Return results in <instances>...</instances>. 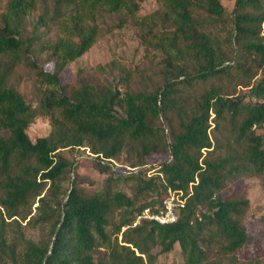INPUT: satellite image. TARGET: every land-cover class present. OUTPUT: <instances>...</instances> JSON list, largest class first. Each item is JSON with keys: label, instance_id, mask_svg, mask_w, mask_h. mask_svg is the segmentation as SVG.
<instances>
[{"label": "trees", "instance_id": "1", "mask_svg": "<svg viewBox=\"0 0 264 264\" xmlns=\"http://www.w3.org/2000/svg\"><path fill=\"white\" fill-rule=\"evenodd\" d=\"M38 1L11 0L0 25V130L7 131L0 132V205L19 224L17 207L50 183L58 208L49 207L41 196L42 214L36 221L57 216L47 241L27 239L18 228L10 243L2 217L0 264H152L154 247L167 253L176 244L185 264H222L207 263L210 245L219 243L234 258L248 238L241 222L248 203L225 196L223 190L228 181L246 174L264 175V134L258 131L264 126V76L248 81L246 94L230 96L211 86L192 105L182 87L226 74L233 64L246 72L248 59L264 69V0H236L230 52L212 40L203 28L206 20L194 16L204 9L212 19L221 17L225 7L220 0H164L162 25L158 31L153 26L146 30V35L159 34L167 42L158 61L163 83L152 91H120L117 85L97 87L86 81L73 89L61 82L64 68L96 42L98 8L125 11L134 19L145 0H52V13L45 8L40 20H61L67 35L46 40L37 50L32 40L24 39L22 26ZM36 50L47 51L44 63L51 69L36 60ZM21 63L47 85L38 109L8 83ZM170 112L177 117V129L163 125ZM39 113L50 115L51 130L33 141L27 129ZM223 125L229 134L220 138ZM80 147L94 153L96 166L109 171L110 180H137L134 196L108 187L86 192L76 180L62 191L61 182L74 173V161L62 151ZM125 149L136 154L132 167L144 165L149 154L167 152L169 157L156 167V177L147 178L141 170L124 175L110 165ZM179 190L187 199L177 221L142 219L133 225L145 208L158 211L163 199ZM152 192L156 198L137 204L140 196ZM116 210L120 218L113 224ZM227 264L238 263L235 258Z\"/></svg>", "mask_w": 264, "mask_h": 264}, {"label": "rangeland", "instance_id": "2", "mask_svg": "<svg viewBox=\"0 0 264 264\" xmlns=\"http://www.w3.org/2000/svg\"><path fill=\"white\" fill-rule=\"evenodd\" d=\"M10 1L0 0V25L3 16L8 12ZM220 1L225 7V12L221 17L212 19L204 9H197L194 16L198 19H205L206 24L203 28L210 32L212 40L218 43L223 50L230 52L229 39L234 30L233 17L236 0ZM45 8L52 13L53 1L39 0L37 7L28 14L22 26L24 39L27 41L32 40L31 43L37 50L46 40L55 41L59 37L67 35L61 20L49 22V16H44L46 19L44 21L40 20ZM166 8L164 0H145L138 16L134 19L128 16L125 11L112 12L98 8L96 22L100 26V34L87 52L64 68L61 73V82L73 87V89L78 86L80 81H86L97 87L108 84L117 85L120 91L125 88H130L133 91L154 90L163 83V73L158 61L166 53L167 42L160 39L159 34L157 36L146 35V30L148 27L153 26V30L158 31L162 25L161 17ZM69 9L70 6H67L64 10L68 11ZM262 28L264 31V25ZM37 50L33 53L37 54L34 56L36 60L45 69H51V64L44 63L47 51L38 53ZM247 61L246 67H249V69L246 72H242L233 64L226 74L211 77L204 81H197L190 88L182 87L183 97L189 105H192L211 86L221 88L222 92L230 96L246 94L251 86H246L247 82L253 83L256 79L264 76L263 68L257 67L250 59ZM8 83L13 84L23 94L27 103L32 104L36 109L39 108L41 97L46 91L47 85L39 82L25 64L21 63L16 66ZM163 121L164 124L162 121L157 122V124H163L165 127L171 125L177 129L175 113H168L166 120ZM221 129L218 137L228 136L229 132L224 125ZM50 130V115L39 113L30 124L27 133L35 141L38 137L49 134ZM258 131L264 134V126ZM0 132L7 134V131L0 130ZM211 133L213 135V131ZM62 153L74 161V173L70 175V178L61 182L62 191L66 190L73 180H76L86 192L98 191L108 187L110 190H123L128 195L134 196V185L137 180H110L109 171L103 172L96 166L95 155L89 149H85V147L66 148ZM168 157L167 152L149 154L144 160V165L132 167L131 163L137 161L136 154L129 149H125L112 160L110 168L119 173L122 172L124 175L130 174V169L136 168L137 170L132 172L136 173L141 170L145 172L147 178L156 177L159 174L155 170L156 167ZM159 177L158 182L163 188L164 176L160 174ZM37 178L40 181V177ZM49 186L50 183L44 189H41L39 196L34 195V193L31 194L23 205L17 207L18 215L16 218L19 220V224L12 223L11 219L7 217V208L0 205V224L2 217H4L5 235L8 243L13 240L18 228L23 232L25 238L35 242L50 239L57 215L49 220L40 219L36 221V217L42 214V209L39 207L41 196L45 195L49 207L58 208V199L49 191ZM160 190L163 192L161 196H165L167 192L163 189ZM223 194L227 197L247 201L248 204L241 216V222L247 230L248 238L246 243L235 252L234 258L220 248V243L210 245L207 263L215 261L227 264L230 260L236 258L238 264H264V175L246 174L235 180H230L223 190ZM57 195L61 197L62 193H57ZM151 197L156 198L154 192L144 193L143 196L139 197L137 204L148 201L152 199ZM120 213L119 210L114 212L113 224L118 223ZM18 251H23V248L20 247ZM159 251V246L152 249V253L155 255L152 264H185L179 244H176L170 252L160 253ZM100 255L99 251L95 252V256L99 257ZM18 260L21 261L20 258ZM146 264H151V262H146Z\"/></svg>", "mask_w": 264, "mask_h": 264}, {"label": "built area", "instance_id": "3", "mask_svg": "<svg viewBox=\"0 0 264 264\" xmlns=\"http://www.w3.org/2000/svg\"><path fill=\"white\" fill-rule=\"evenodd\" d=\"M136 168L130 169L129 172L136 171ZM187 197L182 190L171 191L162 202V207L158 211L145 208L136 218L133 225L135 226L142 219L156 221L160 224H169L177 221L178 209L185 206ZM125 228V227H124Z\"/></svg>", "mask_w": 264, "mask_h": 264}]
</instances>
